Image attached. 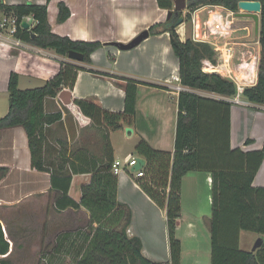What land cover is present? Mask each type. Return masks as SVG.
Masks as SVG:
<instances>
[{
	"label": "trees",
	"instance_id": "trees-1",
	"mask_svg": "<svg viewBox=\"0 0 264 264\" xmlns=\"http://www.w3.org/2000/svg\"><path fill=\"white\" fill-rule=\"evenodd\" d=\"M241 1L262 3L258 82L245 91V98L264 107V0H188L187 9L192 12L202 6H213L238 12ZM158 5L169 12L174 9L172 0H158ZM58 8V22L64 23L70 18V9L64 3ZM0 10L15 16L19 22L26 16H33L38 25L32 33L22 30L19 37L39 49H51L63 58L71 51L79 52L84 55L83 63L90 65L92 53L103 46L100 42L73 41L54 34L46 5H0ZM190 14L186 16L191 18ZM181 15L183 13H173L165 24L154 25L146 32L150 36L170 33L173 52L179 59L183 87L232 98L236 94L234 83L202 71L204 60L216 62L213 48L206 43L181 40L176 31ZM80 71L97 73L65 61L61 63L59 73L45 86L29 90H21L19 75L12 73L8 85L9 111L0 117V130L16 127L25 130L32 168L51 174L54 210L62 213L69 209H84L89 213L88 224L57 237L51 250L42 251L38 264H65L64 257L71 258V264H181L182 244L176 231L182 214V180L194 171L209 172L213 177L212 217L206 219L211 233L212 264H264V242L255 252L240 248L242 232L257 234L264 240V187L253 185L264 163V148L250 152L231 149V104L226 100L202 98L191 91L181 92L174 152L155 150L144 141L135 148L137 155L146 160L142 169L145 177L137 183L165 212L167 221L170 261L153 262L143 255L141 239L130 238L127 234L132 211L118 200V176L113 174L115 151L110 141L111 133L123 131L124 125H134L137 89L141 82L105 74L127 83L123 113L106 111L95 102L74 100L91 124L103 131L102 158L87 148H79L71 154L68 145L60 142L58 159H47L46 128L62 121L63 114L68 111L63 108L64 111L49 112L48 102L55 100L64 89L73 90ZM8 172V168L0 167V182ZM80 174H91L92 178L90 183L82 186L80 201H75L69 193L73 176ZM10 249L0 223V264H15V251L10 252Z\"/></svg>",
	"mask_w": 264,
	"mask_h": 264
},
{
	"label": "crops",
	"instance_id": "crops-1",
	"mask_svg": "<svg viewBox=\"0 0 264 264\" xmlns=\"http://www.w3.org/2000/svg\"><path fill=\"white\" fill-rule=\"evenodd\" d=\"M60 3H64L71 12L70 18L64 23L58 22ZM26 4L48 7L49 23L54 34L73 41L100 42L103 45L92 53L90 65L70 61L98 73L79 72L74 89L71 90L73 102L76 99L87 100L97 103L106 111L123 113L127 83L105 74L141 82L137 89L134 125H124L123 131L110 135L115 161H121L122 166H125L134 157L117 148L112 139L113 134L123 135L127 140L134 139V148L144 141L155 150L174 152L180 95L176 88L182 85L179 59L173 52L170 33L149 35L140 45L127 51L116 46L127 45L152 26L165 24L169 19V11L161 9L158 0H52L50 3L47 0H0V5L6 7ZM4 16L7 13L0 10V20ZM180 38L185 42V39ZM25 45L22 49L0 45V117L9 111L8 85L12 73L19 75L21 90L35 89L32 84L45 86L59 73L61 63L66 61L51 49H39L28 43ZM23 84L32 87L25 88ZM192 92L202 98L226 100L231 104V149L240 148L250 152L264 148L263 106L252 104L247 99L245 102L248 105H238L217 94ZM63 108L68 111L63 114L62 121L46 128L47 159H58L60 142L68 145L71 154L79 148H87L93 155L102 158L100 149L97 153L91 150L97 143L96 138L89 131L82 133L85 127L92 125L88 117L82 112V117L77 116L69 106L64 105L59 96L47 105L49 112L59 109L64 111ZM69 109L79 119L80 126L77 118L73 119L71 115L68 118L66 112L69 113ZM76 113L79 115L78 111ZM126 128L134 132L127 134ZM248 140L251 141L249 144ZM0 167L9 170L6 178L0 182V212L14 214L18 210L23 215L37 216V221L41 223V238L52 221L58 218L64 226L70 225L68 229L72 228L65 233L77 231L88 224L89 213L84 209H69L62 213L54 210L51 174L32 168L28 138L22 127L0 130ZM91 178V174L74 175L70 197L80 201L81 188L90 183ZM138 180L129 172L118 177V200L132 211L127 234L130 238L141 239L142 253L147 259L167 263L170 261V247L165 212L144 193ZM253 185L264 187V163ZM212 204V174L205 171L188 173L182 180V214L177 221L176 231L182 244L181 264H212L211 233L206 223V219L212 217ZM17 221L19 223L20 220ZM0 223L10 243V252L15 251L13 234L18 228L14 229V224L9 223L1 214ZM242 234L240 248L252 251L248 247L254 237L242 241ZM254 235L257 240L260 238Z\"/></svg>",
	"mask_w": 264,
	"mask_h": 264
},
{
	"label": "rangeland",
	"instance_id": "rangeland-1",
	"mask_svg": "<svg viewBox=\"0 0 264 264\" xmlns=\"http://www.w3.org/2000/svg\"><path fill=\"white\" fill-rule=\"evenodd\" d=\"M198 9L199 10L202 9V10L199 11ZM212 10L220 11L224 15L225 20H226L225 23L226 25L229 26V29H234V30L239 29V28L242 29L241 31L234 33L232 35L235 43L237 44L235 47L236 52H237V56H236L237 61H239V59H242V58H246V60H249L251 57H253L254 55L260 52V47L254 45V42L256 41V38H257L256 32H258L259 37H260V30L256 31V23L250 18H243V17H238L239 18L238 20H234L232 17L228 16V10H225V8L223 9L220 7L217 8V7H212V6H202L192 11V13L190 14L191 18H188V16H186L187 15L186 11H184L183 16L185 17V22L183 25H180L177 28L178 29L177 31L180 34V36L183 39H185V41L188 39L191 40V36L194 30L193 23L191 22L193 15L199 11L197 14L199 15L201 21L202 22L209 21L210 11ZM222 28L223 27L220 26V30ZM226 31L229 32V30L227 29ZM222 32H223V29H222ZM216 36L218 39L219 34ZM209 38L211 42L212 41L215 42V36L209 35ZM65 60L77 63L76 61L69 60L68 57H66ZM32 85L35 88L42 87V84L40 83H34ZM23 87L30 88L32 86H29V84H26V85L23 84ZM242 99L246 101V98L242 97ZM74 112L75 114H77L76 110H74ZM66 113L69 114L68 118H70V115L73 119L77 118L70 109H69V113L68 112ZM76 120L78 122V125L80 126L79 119L77 118ZM83 131L84 133L85 131H89L92 134V136L96 138L97 140L96 145L92 147L91 150L94 151V153L99 152V149L102 151L103 144H104L103 138H102L103 131L97 127H94L93 125L85 127L82 130V133ZM112 139H113L114 144L117 146V148H120V151L122 153L131 154L134 157V159L138 158L137 157L138 155L133 146V144L135 143L134 139L127 140L123 137V135H117V134H113ZM0 214L3 215L6 218V220H8L9 223L14 224L12 225L14 229L18 228V231H15L13 234L14 242H15V252L13 255V262L15 264H38V260L40 258L42 251L44 249L51 250V248L54 247V243L56 242L57 237L65 233V231H67V229L70 227V225L68 224H67L68 225L67 227L66 225L64 226L60 218L55 219L54 221H52L48 230L44 233V237L41 238V234H42L41 233V223L37 221L38 219L37 216L23 215L24 213H22L21 211L19 212L18 210L14 214L12 212L11 213L0 212ZM17 220H20L19 223L21 224H19ZM17 224H19V226ZM68 230H72V228ZM242 235L244 236V238H242V241H244L245 238L254 237L253 243L249 245L248 247V249H252L257 242V237L255 238V235L250 232H243ZM63 261L65 262V264L72 263L71 258H68V257H64Z\"/></svg>",
	"mask_w": 264,
	"mask_h": 264
},
{
	"label": "built area",
	"instance_id": "built-area-1",
	"mask_svg": "<svg viewBox=\"0 0 264 264\" xmlns=\"http://www.w3.org/2000/svg\"><path fill=\"white\" fill-rule=\"evenodd\" d=\"M198 12H196L192 17L191 22L193 23L194 30L191 36V40L198 43L209 44L215 52L216 59V62L204 60L202 71L205 74L219 75L223 79L234 83L236 86V94L232 98H229V100L234 104L248 105L242 99V97L245 98V91L247 89L253 88L257 85L260 52L251 57L249 60H246V58H242L237 61V52L235 48L237 44L235 43L232 35L241 31L242 29H229V26L225 23L226 20L224 15L219 11L222 15V21L219 25L223 27L222 32V29L220 30V28L212 26L210 20L202 22L199 15L197 14ZM239 12L241 13L242 11L239 9L238 12L228 10V16L232 17L234 20H238ZM190 13H192L191 10L186 9V14ZM23 24H28V28H25ZM37 25L38 21L35 20L33 16H26L21 22H19L15 16H4L2 20H0V45L6 46L7 48L17 49L26 47V43L19 37V33L25 29L32 33ZM226 29L229 30V32L226 31ZM218 34L219 37L217 39L216 35ZM209 35L215 36V42H211V37L209 38ZM256 36L257 38L254 42V45L260 47V37L258 32H256ZM176 90L178 93L188 91L187 88H184L182 86H178ZM137 164L138 161L134 158L127 162L125 166H122L121 161H115L113 165V174L119 177L120 175L129 172L134 174L135 178L142 179L145 177V173L142 169L140 171H132V169Z\"/></svg>",
	"mask_w": 264,
	"mask_h": 264
},
{
	"label": "water",
	"instance_id": "water-1",
	"mask_svg": "<svg viewBox=\"0 0 264 264\" xmlns=\"http://www.w3.org/2000/svg\"><path fill=\"white\" fill-rule=\"evenodd\" d=\"M174 3V9L168 13V18L170 19L173 13H183L186 11L188 7V0H172ZM238 9L242 12H239V17L243 18H250L254 20L256 23L257 30L260 29V23H261V14H262V3L260 1H241L238 4ZM185 17L183 15L180 16L176 23V27H179L180 25L184 24ZM25 28H28V24H23ZM149 34L147 32L142 33L139 37L134 39L131 43L124 45V44H116L117 47H119L121 50H131L138 45L141 44L146 38H148ZM68 59L72 61H76L78 63H82L84 61V55L71 51L68 54ZM60 100L64 103V105L69 106L72 111L77 110L79 112V115L76 114L79 117H82L81 111L78 106H76L72 99V92L69 89H64L59 94ZM75 113V112H74ZM134 132L131 128H126V133H132ZM138 164L132 169L133 172L140 171L146 166V160L143 158L137 159ZM264 240L260 237L255 246L252 248V252H255L258 248H260L263 245Z\"/></svg>",
	"mask_w": 264,
	"mask_h": 264
},
{
	"label": "bare ground",
	"instance_id": "bare-ground-1",
	"mask_svg": "<svg viewBox=\"0 0 264 264\" xmlns=\"http://www.w3.org/2000/svg\"><path fill=\"white\" fill-rule=\"evenodd\" d=\"M221 21H222V15L220 14V12L216 11V10H212L210 12V23L212 24V26L220 28L219 22H221Z\"/></svg>",
	"mask_w": 264,
	"mask_h": 264
}]
</instances>
